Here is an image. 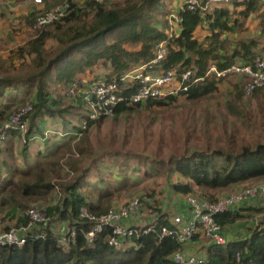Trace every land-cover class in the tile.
I'll list each match as a JSON object with an SVG mask.
<instances>
[{
  "label": "trees",
  "instance_id": "trees-1",
  "mask_svg": "<svg viewBox=\"0 0 264 264\" xmlns=\"http://www.w3.org/2000/svg\"><path fill=\"white\" fill-rule=\"evenodd\" d=\"M171 1L174 0H111L99 4L94 0H70L72 5L80 3L82 6H77L59 20L37 28L30 34L35 36L26 45L13 51L14 55L16 53L23 57L33 54L35 72L4 76V64L0 62V125L19 107L29 102L34 108L29 124L31 136L40 132V123L46 116L60 114L68 123L70 121L66 112H75L76 103H80L79 108L85 112L80 100H75L72 106L65 103L68 98L66 91L75 81L84 79L81 74L95 66L103 65L106 73L94 78L117 83L118 93L122 97L113 116L90 121L85 129L82 122L79 125L73 124L76 129L73 139L78 140L73 147L78 151L79 158H70L67 163L80 174L69 182L59 183L63 197L47 207L51 220L35 224L27 232L25 244L0 245V264H181L174 259L175 253L181 250L188 254L206 256L208 261L205 264H264V218L243 226L248 223L246 219L263 214L264 203L260 199L243 202L217 216L227 238L225 244L209 242L200 231L192 240L181 242L173 234L176 226L172 218L187 210L190 212L187 200L185 204L175 206L176 213L172 217L168 210H159L157 201L152 197L153 192H143V186L140 187L134 181L125 180L122 186H114V183L113 186L106 185L105 174L102 175L101 170H98L101 173L99 181L87 180L90 172H87L88 167L84 161L93 160L95 155L89 133L106 119L131 115L142 107L160 108L185 98L200 104L202 116L206 120L211 112L203 101L211 99L220 90L224 80L238 74L218 77L209 73L211 65L223 71L233 65L254 66L258 56L264 57L260 54L258 37H255L253 30L251 38L238 39L235 44V40L229 36L246 31L249 27L247 22L254 15L260 20L261 35L264 34L262 0H198L199 5L195 8H190L186 0L172 4ZM32 3L26 21L31 30L39 15L54 8L53 5L44 10L38 9L44 0L42 3L32 0ZM171 15L173 23L170 22ZM50 39L54 40V44L48 48L47 41ZM161 41H166L168 51L161 63L151 64L149 62L155 56V47ZM143 64H148L147 72L152 74H165L177 68L179 75L176 83L181 80L180 74L190 69L192 74L187 83L191 85L187 90L136 102L133 97L139 88L138 81H122L121 75ZM241 79L244 80V75ZM262 89L258 88L255 93ZM6 91H9L8 96ZM12 91L14 94H11ZM233 97L226 105L229 115L244 124L248 123L246 106L242 100L243 88L233 93ZM210 124V119L204 123L205 126ZM248 125L251 126V122ZM77 133L81 135L78 137ZM41 135H44L43 130ZM53 137L55 134L45 139ZM224 138L227 147L216 144L210 147L212 145L207 143L203 147L196 137L194 144L185 145L181 154L174 153L170 157L167 162L171 169L169 172L182 178L172 183L173 191L216 201L231 194L224 195V192L232 187L264 179V141H257L254 145L240 144L235 136L228 137L226 132ZM208 141L213 144L211 139ZM54 146L55 149L49 152L53 148L51 146L46 155L51 156L59 150L56 144ZM56 161L52 171L47 168L48 162L42 167L38 165L39 162L23 169L19 181L13 175L0 179V215L4 213L1 215L4 228L25 224V211L33 206L31 201L41 202L55 189L58 184L53 182V177L61 175L62 169V164ZM121 171L127 172L125 168ZM92 184L97 186L93 185L91 189ZM125 187H129L131 192L120 194L123 201L124 193H138L135 192L137 195L123 204L137 196L141 198L138 209L141 219L123 222L135 229L136 234L124 238L122 247L115 248L109 242L113 236L112 229L106 227L90 242L86 234L93 224L79 216L80 209L86 206L97 214L108 212L114 208L110 202ZM155 212L159 215H155ZM15 216L17 221L13 222ZM146 216L148 218L144 219ZM54 220L67 223L69 229L64 236H58L52 229L51 222ZM140 220L146 223L141 224ZM150 225L155 226L154 230L145 232ZM162 225L167 226L172 233L163 236ZM235 226L243 227V232L236 236L232 232ZM73 230L75 236L72 235ZM37 234L44 236L35 237ZM60 238H65L64 243ZM191 241L198 242L194 251L190 250ZM200 249L204 252H199Z\"/></svg>",
  "mask_w": 264,
  "mask_h": 264
},
{
  "label": "rangeland",
  "instance_id": "rangeland-1",
  "mask_svg": "<svg viewBox=\"0 0 264 264\" xmlns=\"http://www.w3.org/2000/svg\"><path fill=\"white\" fill-rule=\"evenodd\" d=\"M176 1L178 0L171 1V4ZM21 2H25L28 6L21 7ZM58 3H60V0H44L43 5L38 7V9L44 10L47 7L51 8L53 5H58ZM32 7L33 3L31 0H13L9 3L0 0V24L9 21L8 12L24 13V15H21L22 17H17V20L12 21L15 22L14 26L23 28V32H21V29H16L18 27L13 29L14 34H16L15 31L21 32L16 34L19 38H10V41H4L7 36H0V42L4 44L8 43L9 49L10 47H15L19 42L15 49L24 46L35 36L30 35L33 31L37 30L34 28V25L33 30L28 33L24 29L27 14ZM34 7L36 8V6ZM259 21L257 15L252 16L247 22L249 27L246 31L237 32V35L230 34L229 36L235 40V44L238 39L251 38L250 36H253L251 31L253 30L254 34H256L255 37H258L260 54L264 55V34L261 35L260 33ZM2 29L0 27V31ZM4 44H2L3 47L5 46ZM53 44L54 40L50 39L47 41L46 47L50 48ZM11 53L13 60L16 59L14 60L15 63L13 62V70L9 71L10 74L20 76L30 74L33 71L35 72L33 54H27L23 57L18 56L16 53L14 55L13 51L10 50L7 55H5L6 53H3V55L7 57ZM241 78L242 75L240 74L227 78L221 84L220 90L211 99L203 101V104L208 105L211 112L207 118L210 119L211 123L208 126L204 125L207 119L205 120L202 116L200 104L185 98H180L178 101L160 108L142 107L134 114H125L120 117L114 116L106 119L104 123L95 127L89 133L94 144L95 155L92 158L93 160L87 159L84 161L86 167H88L87 172H90L87 180L97 182L100 180V174L102 173V175L105 174L104 181L106 185L113 186L112 183H114V186H122L125 180L134 181L140 187L143 186V192H153L152 197L157 201L158 204L156 203V205L160 211L165 209L169 211L172 217L175 216V206L185 204L187 196L179 194L172 189V183L178 179H182L180 176L169 172L171 169L167 162L174 153L181 154L185 145L194 144L196 137H198L200 145H203V147H205L206 143L212 145L210 147H213L214 144L216 146L227 147L224 140L225 132L228 137L235 136L240 144L254 145L257 141H264V89L251 97L244 94V98L242 99L246 106V120L248 123L251 122V126L247 122L244 124L241 120L229 115L227 110V102L234 98L233 93L237 92L239 88H243L244 80L242 81ZM31 114L29 124L30 118L32 117ZM26 138V141L23 140L21 134L20 143L18 141H12L9 137L4 141H0V174L3 168L10 167L9 176L13 175L14 179L19 181L22 178L21 174L23 169L34 166L39 162L40 164L38 165L40 166L48 162L49 165L47 168L52 171L55 162H57L56 160H58L62 164V169L60 170L61 175L53 177V182L58 185H55V189L43 201H31V205L33 206L45 205L48 207L59 202L61 200L60 198L63 197V191L59 183L69 182L80 174L67 163L70 158H79V153L73 147L75 143H64L63 145L62 141L50 140L48 142H51L53 148L49 152L55 149V144L56 147H59V150L56 153H52L51 156L47 155L46 158L42 157L41 160L37 159L36 161V158L33 159L32 153H23V147L26 145L25 143L29 142V144L41 145L43 144L41 141H46V139L40 140V135L36 139H29L31 138L29 132ZM208 139H211L213 144ZM37 140L39 141L38 143L36 142ZM124 168L127 171L126 173L121 171ZM98 170H101V173ZM111 171L114 174L110 173ZM115 179L118 181H115ZM259 183H264V179L245 182L236 190ZM93 185L94 187L97 186L96 184H92L91 189H93ZM98 185L104 186L103 184ZM236 190H228L224 192V195ZM127 191L131 192V189L129 187L121 189L110 202L111 207H117L123 204V202L137 195L135 192L138 193V191L127 195L124 193L123 196L125 199L123 201V197L120 194ZM95 192L97 195V191ZM194 194L199 195L197 193ZM260 214L255 215V218L252 217L253 219H246L245 222L248 223H245L243 226H246V224H254L264 218L262 216L264 213ZM1 215H4V213H1ZM155 215H159V213L155 212ZM147 218V216L144 217V219ZM16 221L17 217L15 216L13 222ZM140 222L141 224L146 223L145 220H140ZM51 227L58 236H64L69 229L67 223L60 220L52 221ZM227 230L229 231L230 229ZM232 232L236 236L243 232V227L235 226ZM202 251L204 252L203 249H200L199 252L203 253Z\"/></svg>",
  "mask_w": 264,
  "mask_h": 264
},
{
  "label": "built area",
  "instance_id": "built-area-1",
  "mask_svg": "<svg viewBox=\"0 0 264 264\" xmlns=\"http://www.w3.org/2000/svg\"><path fill=\"white\" fill-rule=\"evenodd\" d=\"M2 1V0H1ZM13 0H3L9 3ZM29 1V0H28ZM32 1V0H31ZM36 3H42L43 0H34ZM102 4L111 0H94ZM76 3V2H75ZM190 8H195L199 5L198 0H186ZM264 4V0H262ZM77 6L81 7L82 4L76 3L72 5L70 0H60L58 5L53 9L46 11L39 15L34 23L37 29L50 24L60 18L68 15ZM170 22L173 23L172 15ZM173 32V29H171ZM168 51L166 41L159 42L154 51V58L149 62L151 64L161 63ZM148 64H143L138 67H133L130 70L122 73V81H138L139 88L133 99L136 102L145 100L150 97H161L172 94L179 90H187L191 83L190 80L192 70H184L181 74V80L176 83V78L179 75V70L173 68L168 70L165 74H152L147 72ZM209 73L218 77L226 76L230 73H238L244 75L243 91L246 96H253L258 88H264V57L258 56L255 60L254 66L252 65H233L223 71L217 69L215 65H211ZM173 84L177 86L174 87ZM67 97L72 100H80L85 107V118L83 119L82 127L87 128L89 122L97 121L101 118L113 116L115 108L118 106L122 97L118 93L117 83L107 81L103 78L83 79L77 80L66 91ZM31 103H26L14 111L9 119L0 125V141L6 140L13 132L22 134L23 140H27L26 136L29 132V117L33 112ZM48 137L52 132L47 130L44 132ZM63 135H68L69 132H57ZM81 133H77L79 137ZM36 139L38 135L31 136L29 139ZM147 199V196H144ZM140 196L135 197L130 202L114 207L108 212L97 214L92 212L88 207L83 206L80 209L79 216L93 224L92 229L86 234L87 239L91 242L96 234L103 232L106 227H110L113 236L110 238V245L115 248H121L124 238L136 234V230L128 227L123 222L130 219L139 220V203ZM252 199H260L264 203V183L248 185L233 192L227 196L219 198L216 201L207 199H200L194 195H189L187 201L191 207L190 212L186 215L179 214L173 219L176 226L173 234L181 242H187L193 239L199 231L203 237L209 242L215 244H225L227 238L224 234L222 225L217 219L221 213L228 211L233 206H238L243 202ZM27 221L19 227H11L6 229L3 227L2 216L0 215V245H23L27 241V232L37 223H47L51 220V216L47 211V206H32L25 211ZM154 225L148 226L144 231L150 232L154 230ZM162 235L171 234V230L167 226L161 227ZM76 232L73 230L72 235L75 236ZM43 234H37L35 237H42ZM64 243L65 238H60ZM176 262L181 264H205L208 261L206 256H199L195 254H188L186 251H177L174 255Z\"/></svg>",
  "mask_w": 264,
  "mask_h": 264
},
{
  "label": "crops",
  "instance_id": "crops-1",
  "mask_svg": "<svg viewBox=\"0 0 264 264\" xmlns=\"http://www.w3.org/2000/svg\"><path fill=\"white\" fill-rule=\"evenodd\" d=\"M28 1V0H27ZM21 7H27L28 5L25 3V2H21ZM15 9V8H14ZM27 9V8H26ZM25 10V8H24ZM11 11V10H10ZM16 12V11H15ZM8 17H9V21H5L3 23L5 24H0V27L3 28L1 31H0V36H7L6 39L4 41H10V38H19L18 33H21L23 32V28L21 27H18V26H14L15 22H12V21H15L17 20L18 18L17 17H22L21 15H24V13L22 12L20 14V12L18 13H10L8 12L7 13ZM12 22V23H11ZM11 26V28H10ZM18 27V28H16ZM21 29V32L20 31H15L16 34H14L13 32V29ZM27 33L29 31H31V29L29 28V26L27 25V23L25 22V28H24ZM20 43V42H19ZM18 43V44H19ZM2 44L4 43H1L0 42V62L4 64V67H3V70H4V73L3 75L4 76H9V75H15V74H10L9 71H12L13 68H14V65H13V56L12 53L7 56V57H4L3 53H6L5 55H7V53L12 50L14 51L15 50V47L18 46L15 45V47L13 46L10 47L9 49V44L8 43H5L4 47L2 46ZM15 63V62H14ZM102 73H106V70L104 69L103 65H99V66H95L93 67L92 69H89L87 70L85 73L81 74V77H83L84 79H93L94 77H96L98 74H102ZM2 77V76H1ZM52 88H55L52 86ZM8 93L9 91H6V94L8 96ZM11 94H14V91L11 92ZM22 98V96H20ZM7 99L3 100L2 102H5ZM76 103L75 100H70L69 98H67V101L65 103H67V105H71L72 104ZM80 103H76L75 105V112H73L72 110H69L67 111V117H68V120L70 122L66 123L63 119V117L60 115V114H57L55 116H46L45 118H43V120L41 121L40 123V132H37V135H40V140L42 139H45L47 136L45 135H41V131L43 130V132H46L47 130H50L52 132H56L55 133V137L53 138H50V139H47L46 141H41V143L43 144H29L28 145H25L23 147V153H32V157L33 159L36 158V161L37 159L41 160L42 157H45L46 158V154H49L48 150L52 144L51 142H48L50 140L52 141H62V143H69V144H73V143H76V141L78 142V140H75L73 139L74 136V132H76V129L74 128L73 124H76V125H79L83 118H84V115H85V112L83 111V109L81 110L79 107ZM64 108H65V105H62ZM205 107L208 108V105L205 104ZM61 131H66V132H69L68 135H63L62 133H57V132H61ZM53 135V134H51ZM42 136V138H41ZM9 139H11L12 141H18L19 143L21 142V134H17V133H12L10 136H9ZM37 143L39 142L38 140L36 141ZM49 143V144H48ZM56 143V142H55ZM49 146V147H47ZM25 150V151H24ZM30 151V152H29ZM22 153V154H23ZM46 155V156H45ZM10 167H6V168H3V170L1 171V174H0V179L3 180V179H6L9 177V173H10ZM243 184H240L238 186H235V187H232V189L236 190L238 189L239 187H241ZM188 197V196H187ZM189 212V210H187V212L183 213V215H186L187 213ZM263 213H264V210H263ZM198 244L197 241H191L189 242V245L191 246L190 250L194 251L195 250V245Z\"/></svg>",
  "mask_w": 264,
  "mask_h": 264
}]
</instances>
